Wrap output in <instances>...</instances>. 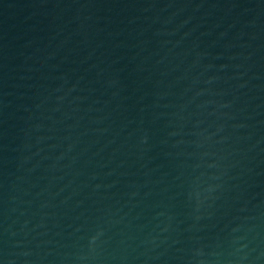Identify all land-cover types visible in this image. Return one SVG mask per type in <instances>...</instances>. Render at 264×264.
Returning <instances> with one entry per match:
<instances>
[{"label": "water", "instance_id": "obj_1", "mask_svg": "<svg viewBox=\"0 0 264 264\" xmlns=\"http://www.w3.org/2000/svg\"><path fill=\"white\" fill-rule=\"evenodd\" d=\"M0 264H264V0H0Z\"/></svg>", "mask_w": 264, "mask_h": 264}]
</instances>
